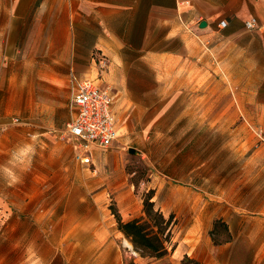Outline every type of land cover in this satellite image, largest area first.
Wrapping results in <instances>:
<instances>
[{
    "label": "rangeland",
    "instance_id": "1",
    "mask_svg": "<svg viewBox=\"0 0 264 264\" xmlns=\"http://www.w3.org/2000/svg\"><path fill=\"white\" fill-rule=\"evenodd\" d=\"M24 12L30 16L23 18L21 51L9 49L0 91V264H186L185 257L197 261L192 254L213 255L207 245L226 244L246 247L216 254L228 262L264 264V250L254 249L264 244V202H258L264 199L262 130L249 134L246 125L229 124L233 108L202 115L179 90L169 96L163 82L141 66L149 80L124 83L130 97L119 93L115 100L117 140L95 165H82L65 133L73 116L72 77L120 89L102 80L108 62L100 53L81 55L90 64L86 59L80 70L76 56L45 50L50 40H33L39 34L31 32L45 26L32 23L33 10ZM33 44L39 45L37 55H31ZM138 90L144 96L134 98ZM188 105L193 110L187 112ZM178 188L199 198L195 218L186 203H176ZM149 191L153 203L167 201L173 210L163 214L172 219L167 252L160 257L142 256L117 228L114 214L123 222L127 216L144 219ZM154 209L162 213L155 203ZM208 221L209 237L197 238Z\"/></svg>",
    "mask_w": 264,
    "mask_h": 264
},
{
    "label": "crops",
    "instance_id": "2",
    "mask_svg": "<svg viewBox=\"0 0 264 264\" xmlns=\"http://www.w3.org/2000/svg\"><path fill=\"white\" fill-rule=\"evenodd\" d=\"M28 8L34 12L32 23L45 26L31 31L39 34L32 36L33 40H63L45 45L50 54L56 49L57 54L76 56L74 62L80 70L87 59L81 55L90 57L97 52L105 57L108 65L101 78L120 89L114 92L112 88V108L119 93L123 98L130 97L122 87L124 83L149 80L140 71L145 66L153 75L152 80L163 82L169 96L179 90L185 103H195L202 115L206 110L233 108L235 116L229 124L238 121L246 125L249 134L255 128L264 133V0H0V31L6 34L9 28V36L0 38V91L6 78L4 60L10 50L21 51L18 45L24 41L23 26L27 25L23 18L30 16L23 11ZM251 18L257 22V29L252 31L244 27ZM220 21L225 23L224 27L218 26ZM201 22L204 26H200ZM50 24L54 26L49 28ZM38 48L33 44L31 50L36 52L31 55H37ZM85 63H89L88 59ZM137 92L134 98L144 96ZM186 110L193 108L188 105ZM117 123L119 127L118 119ZM102 152L91 153L92 165ZM259 166L264 171V163H258ZM177 191L181 201L177 199L176 203H186L195 218L199 198L186 189ZM158 193L160 190L155 195ZM258 202L263 203L264 199ZM154 203L164 215L173 211L167 201ZM131 217L123 220L128 222ZM210 224L208 221L200 227L197 238L209 237ZM245 248L238 244L207 245L205 251H213V255L192 256L198 264H247L245 258L234 263L228 262L226 256L216 255L223 250ZM254 249L262 251L264 244ZM259 261L255 259L252 264H261Z\"/></svg>",
    "mask_w": 264,
    "mask_h": 264
},
{
    "label": "built area",
    "instance_id": "3",
    "mask_svg": "<svg viewBox=\"0 0 264 264\" xmlns=\"http://www.w3.org/2000/svg\"><path fill=\"white\" fill-rule=\"evenodd\" d=\"M219 27L225 23L220 21ZM256 19L245 21L244 27L257 29ZM102 64L104 62L100 61ZM70 86V109L73 116L65 124V133L73 142V155L82 165L92 164V152L107 150L117 140L118 123L114 111V92L99 87L89 78H75Z\"/></svg>",
    "mask_w": 264,
    "mask_h": 264
},
{
    "label": "trees",
    "instance_id": "4",
    "mask_svg": "<svg viewBox=\"0 0 264 264\" xmlns=\"http://www.w3.org/2000/svg\"><path fill=\"white\" fill-rule=\"evenodd\" d=\"M152 196V191H149L144 197L143 205L144 213H146L144 219L123 222L118 214H114L117 220V228L126 238L130 239L131 244L137 251L141 252L142 256L160 257L167 252L165 242L169 232L165 233L169 230L172 216L165 219L163 213L155 210ZM184 262L186 264H198L197 261L186 257Z\"/></svg>",
    "mask_w": 264,
    "mask_h": 264
},
{
    "label": "bare ground",
    "instance_id": "5",
    "mask_svg": "<svg viewBox=\"0 0 264 264\" xmlns=\"http://www.w3.org/2000/svg\"><path fill=\"white\" fill-rule=\"evenodd\" d=\"M124 244H126L129 249L131 248V244H129L128 242L124 241Z\"/></svg>",
    "mask_w": 264,
    "mask_h": 264
},
{
    "label": "water",
    "instance_id": "6",
    "mask_svg": "<svg viewBox=\"0 0 264 264\" xmlns=\"http://www.w3.org/2000/svg\"><path fill=\"white\" fill-rule=\"evenodd\" d=\"M204 24H205L204 22H201V23H200V26H204Z\"/></svg>",
    "mask_w": 264,
    "mask_h": 264
}]
</instances>
